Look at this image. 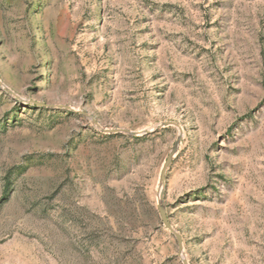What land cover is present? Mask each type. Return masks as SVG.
I'll return each mask as SVG.
<instances>
[{
    "label": "rangeland",
    "instance_id": "374dc122",
    "mask_svg": "<svg viewBox=\"0 0 264 264\" xmlns=\"http://www.w3.org/2000/svg\"><path fill=\"white\" fill-rule=\"evenodd\" d=\"M0 81V264H264V0H0Z\"/></svg>",
    "mask_w": 264,
    "mask_h": 264
},
{
    "label": "water",
    "instance_id": "95a60500",
    "mask_svg": "<svg viewBox=\"0 0 264 264\" xmlns=\"http://www.w3.org/2000/svg\"><path fill=\"white\" fill-rule=\"evenodd\" d=\"M0 84L1 81H0ZM10 91V90H9ZM41 105V104H39ZM43 106V105H42ZM88 117H90L88 114L86 113H82ZM91 118V117H90ZM91 120L98 125V123H96V121L91 118ZM106 132L108 133H129L133 136H137V135H140V133H136V132H131L129 130H126V129H123V130H105ZM180 140H178V142L176 143V145L174 146V148L172 149L171 153L169 154V156L167 157V159L165 160V164L163 166V169L161 171V175H160V181L161 183L164 185L165 184V180H166V175H167V171L170 169L171 165L173 164V160H174V157L178 151V148H179V145H180ZM159 212H160V217H161V220L163 221L164 223V226H166V228L168 230H170L176 240L178 241L179 243V250H178V254H179V258L180 260H182L183 264H190V262L186 259V257H184V241L182 240V237L179 235V233L173 228L171 222L169 221L168 219V215H167V208H166V203L164 201V196H163V192L161 191L160 193V198H159Z\"/></svg>",
    "mask_w": 264,
    "mask_h": 264
}]
</instances>
